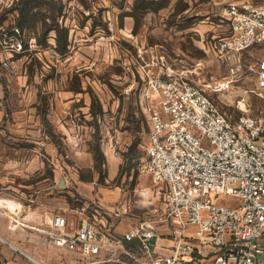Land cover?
<instances>
[{"label": "rangeland", "instance_id": "374dc122", "mask_svg": "<svg viewBox=\"0 0 264 264\" xmlns=\"http://www.w3.org/2000/svg\"><path fill=\"white\" fill-rule=\"evenodd\" d=\"M229 1L0 0V264H72L48 222L90 200L130 203L124 227L145 216L155 198L143 145L163 58L229 116L264 118L261 48L232 60L208 49L228 34Z\"/></svg>", "mask_w": 264, "mask_h": 264}, {"label": "built area", "instance_id": "2783aa9c", "mask_svg": "<svg viewBox=\"0 0 264 264\" xmlns=\"http://www.w3.org/2000/svg\"><path fill=\"white\" fill-rule=\"evenodd\" d=\"M222 22L228 34L208 49L232 60L260 47L263 96L264 0L229 1ZM160 65L141 168L153 186L151 207L124 227L130 203L87 201L75 214L49 219L50 243L72 264H264V118L229 116L188 71L165 58Z\"/></svg>", "mask_w": 264, "mask_h": 264}, {"label": "bare ground", "instance_id": "6f19581e", "mask_svg": "<svg viewBox=\"0 0 264 264\" xmlns=\"http://www.w3.org/2000/svg\"><path fill=\"white\" fill-rule=\"evenodd\" d=\"M243 104V103H242ZM2 239V238H1ZM13 247V246H12ZM29 258L33 261V262H35L36 264H43V263H41V261H39V260H37L36 258H33V257H31V256H29Z\"/></svg>", "mask_w": 264, "mask_h": 264}, {"label": "crops", "instance_id": "0c3cea01", "mask_svg": "<svg viewBox=\"0 0 264 264\" xmlns=\"http://www.w3.org/2000/svg\"><path fill=\"white\" fill-rule=\"evenodd\" d=\"M0 233L2 234V235H4V236H9V234H7V232H3V231H0ZM42 263V262H41Z\"/></svg>", "mask_w": 264, "mask_h": 264}, {"label": "water", "instance_id": "95a60500", "mask_svg": "<svg viewBox=\"0 0 264 264\" xmlns=\"http://www.w3.org/2000/svg\"><path fill=\"white\" fill-rule=\"evenodd\" d=\"M3 240V239H2ZM20 251V250H19ZM21 253H23V252H21Z\"/></svg>", "mask_w": 264, "mask_h": 264}]
</instances>
